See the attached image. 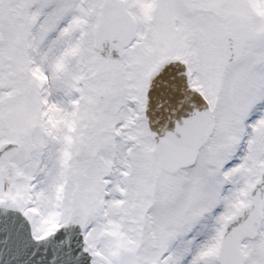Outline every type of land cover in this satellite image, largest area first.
<instances>
[{"label":"snow or ice","instance_id":"snow-or-ice-1","mask_svg":"<svg viewBox=\"0 0 264 264\" xmlns=\"http://www.w3.org/2000/svg\"><path fill=\"white\" fill-rule=\"evenodd\" d=\"M33 258L264 264V0H0V260Z\"/></svg>","mask_w":264,"mask_h":264},{"label":"water","instance_id":"water-1","mask_svg":"<svg viewBox=\"0 0 264 264\" xmlns=\"http://www.w3.org/2000/svg\"><path fill=\"white\" fill-rule=\"evenodd\" d=\"M27 258V254H25V257H22V259H26ZM0 264H3V261L0 260ZM32 264H35V258H33Z\"/></svg>","mask_w":264,"mask_h":264}]
</instances>
